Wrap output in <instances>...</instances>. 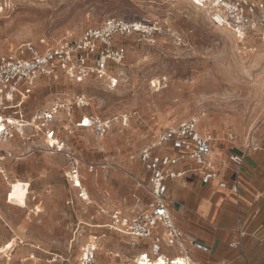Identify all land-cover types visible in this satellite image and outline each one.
I'll use <instances>...</instances> for the list:
<instances>
[{"label": "rangeland", "instance_id": "374dc122", "mask_svg": "<svg viewBox=\"0 0 264 264\" xmlns=\"http://www.w3.org/2000/svg\"><path fill=\"white\" fill-rule=\"evenodd\" d=\"M210 14L195 0H6L0 4V52L25 41L42 51L64 37L72 41L87 29L102 28L109 19L146 26L112 34V45L125 51L119 64L108 65L107 74L118 79L114 87L95 75L76 83L62 71L55 80H38L27 115L57 96L84 94L89 106L83 112L100 117L125 113L129 123L113 126L103 139L86 131L69 133L61 123L63 151L57 154L46 152L39 137L8 143L22 157L0 162L4 172L0 173V264H29L30 254L37 258L36 264H75L80 246L92 236L101 243L100 264H121L136 254L140 245H131L126 236L111 230L109 218L99 209H120L130 215L146 208L148 173L139 152L162 130L189 117L199 119L202 131L210 132L214 154L231 143L245 145L251 133L257 149H264V36L257 32L238 36L231 27L213 23ZM229 135L236 139L230 141ZM167 149L159 147L155 153ZM71 157L82 178L84 200L67 178ZM14 178L30 184L28 199L23 192H12L9 180ZM194 217L198 222L192 230L216 240L213 229L220 227L202 212ZM230 242L220 237L216 244L208 243L211 252L204 253L203 263L264 264L263 243L246 237L241 248L234 249ZM108 251L124 256L112 258ZM55 255L66 261L50 262Z\"/></svg>", "mask_w": 264, "mask_h": 264}, {"label": "built area", "instance_id": "2783aa9c", "mask_svg": "<svg viewBox=\"0 0 264 264\" xmlns=\"http://www.w3.org/2000/svg\"><path fill=\"white\" fill-rule=\"evenodd\" d=\"M3 1L6 0H0V4ZM195 1L208 8L213 23L231 27L238 36L244 37L249 32L264 36V0ZM145 27L139 23L109 19L102 28L87 29L72 41L64 37L62 42L60 40L42 51L37 50L31 41H25L15 49L0 52V162L22 157L17 155L13 146L8 145L17 138L30 141L33 137H39L43 140L45 151L51 154L61 153V123L69 133L86 131L96 139H103L115 125L128 126L129 116L125 113L100 117L83 112L82 109L89 106V100L84 94L68 99L57 96L46 107L30 115L26 114V108L38 80H55L61 75V71L76 83L95 75L106 80L109 87H114L118 79L107 74L108 65L111 62L119 64L125 51L121 46L112 45V34L141 31ZM76 110L80 112L76 113ZM199 122V119L192 116L168 127L139 152L138 159L148 173L144 188L149 200L145 209L125 215L120 209L107 211L100 207L99 213L109 218L111 230L126 236L131 245H140V250L121 264H198L190 250L209 251L204 243L187 240L175 224L169 210V205L175 201L168 194L166 181L181 177L183 173L173 168L180 160L191 161L202 171L204 183L214 182L220 188L236 194L243 157L238 154L228 156V160L234 165L235 175L228 184L213 163V138L209 131L199 130ZM228 138L230 141L236 139L233 135ZM159 147L168 149L157 154L155 149ZM245 147H255L252 133L248 135ZM170 150L174 151L173 155L169 153ZM70 160H73V164L67 178L84 200L87 196L81 193L82 178L77 162L72 157ZM0 173L4 175L1 168ZM237 236L229 244L231 248H241L245 232L238 229ZM164 248L175 249V253L167 252ZM100 251L99 239L92 236V239L80 246L75 264H100ZM108 255L118 259L124 256L120 251H108ZM27 260L29 264H36L37 258L30 254ZM58 260L66 261L55 255L50 262ZM218 264L232 263L222 260Z\"/></svg>", "mask_w": 264, "mask_h": 264}, {"label": "crops", "instance_id": "0c3cea01", "mask_svg": "<svg viewBox=\"0 0 264 264\" xmlns=\"http://www.w3.org/2000/svg\"><path fill=\"white\" fill-rule=\"evenodd\" d=\"M198 128L202 131L200 122ZM169 153L173 155L174 151ZM230 154L243 157L236 194L214 182L204 183L202 171L191 161L180 160L173 166L183 174L179 179L166 181L168 194L175 201V205H169L171 216L187 240L200 241L208 247V243H217L220 237L234 241L238 229L245 232L242 239L251 237L264 244V149L256 146L247 149L245 145L231 143L219 155L213 152V163L228 184L235 178L234 165L228 160ZM198 212L206 214L208 222L220 227L213 229L216 240L198 236L192 230V224L198 222L194 217ZM210 252L209 247L208 252L192 250L190 253L198 264H206L202 259Z\"/></svg>", "mask_w": 264, "mask_h": 264}, {"label": "bare ground", "instance_id": "6f19581e", "mask_svg": "<svg viewBox=\"0 0 264 264\" xmlns=\"http://www.w3.org/2000/svg\"><path fill=\"white\" fill-rule=\"evenodd\" d=\"M195 4V3H194ZM197 6V5H196ZM202 8V7H200ZM204 8V7H203ZM206 12V10H204ZM234 32V31H233ZM154 82V81H153ZM154 84V83H153ZM156 85V84H154ZM47 152V151H46ZM49 154H51L50 152H48ZM5 179L7 180L8 177H5ZM10 188L12 190V192H15V191H20V192H23L26 194V198L28 199L29 197V194L31 193V190H30V184L26 181H22L21 179L19 178H14V179H10ZM15 198L16 195H14ZM12 202V201H11ZM14 202V201H13ZM33 209L30 208V211H33Z\"/></svg>", "mask_w": 264, "mask_h": 264}]
</instances>
